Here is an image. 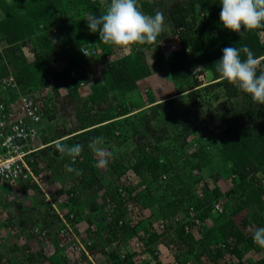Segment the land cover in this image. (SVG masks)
<instances>
[{"label": "trees", "instance_id": "obj_1", "mask_svg": "<svg viewBox=\"0 0 264 264\" xmlns=\"http://www.w3.org/2000/svg\"><path fill=\"white\" fill-rule=\"evenodd\" d=\"M139 4L146 14L159 10L165 17V30L154 44L165 38L167 30L178 35L181 48L168 57V67L180 89L191 86L193 90L182 99L125 116L135 104L128 95L150 74L143 51L153 43L133 44L132 53L122 55L121 47L99 41V32H91L86 19L105 13L100 0H0V79L12 73L17 80L16 89L0 86V101L7 103L28 93L43 109L45 119L59 120L62 128L52 134L49 127L40 128L39 138L44 143L94 126L62 142L84 146L87 160H78L77 169L92 170L93 195L101 196L107 188L103 203L108 197L116 202L114 208L103 207L104 214L112 213L107 221V216L97 213L102 201L98 204L87 197L91 192L77 193L74 184L52 187L51 176L61 167L55 158L61 154L55 152L48 158L53 170L44 184L58 196L73 191L66 217L77 234L88 233L94 240L91 253L95 262L85 254L76 258L58 242L66 226L58 221L50 202L42 199L34 203L29 195L17 202L18 198L1 192L0 264H137L141 252L159 257L153 246L158 239L173 245L180 264H223L219 260L224 256L221 245L230 240L226 249L241 258L253 246L252 233L244 231L247 224L251 221L257 228L264 227V111L259 116L256 110L253 118L246 116L250 109L249 103H244V92L222 79L214 66L225 47L247 46L256 57H264V29L240 36L224 28L220 0H139ZM89 42L98 47L91 70L83 67L93 60L81 52V46ZM24 46L33 52L31 58L24 54ZM241 56L246 58L243 53ZM56 61L67 65L57 69ZM78 67H82L81 73L71 75ZM208 72L213 78L204 84ZM222 92L229 99L223 110L221 105L212 106ZM234 96L242 97L241 106ZM142 134L145 140L139 139ZM97 136L113 149L102 169L95 167L96 156L88 148ZM190 136L191 144H198L191 151ZM132 140L136 142L127 152ZM41 153L34 152V160L29 162L42 179ZM214 154L220 158V166L215 164ZM23 173L24 169L15 179L14 190L5 180L4 190L22 191L23 195ZM80 177L84 182L83 172ZM33 187L43 194L37 185ZM119 188L123 193H118ZM128 200L135 202L132 214L123 208ZM82 220L86 226L80 231L77 224ZM153 220H161L162 227ZM44 228L48 239L40 245L29 243L31 237H45ZM194 232L201 235L200 255L194 249ZM22 237L21 243L16 242ZM136 241L141 247L122 258L124 244ZM249 264H264V258L249 259Z\"/></svg>", "mask_w": 264, "mask_h": 264}, {"label": "clouds", "instance_id": "obj_2", "mask_svg": "<svg viewBox=\"0 0 264 264\" xmlns=\"http://www.w3.org/2000/svg\"><path fill=\"white\" fill-rule=\"evenodd\" d=\"M100 4L106 7V11L104 14H101L99 16L92 15L86 19L88 22L89 30L93 33L99 32V41H102L105 44L121 47L122 55H128L132 53V48L134 47L133 44L143 45L146 43L147 44L153 43L151 46H149V50L150 51L154 50L153 52L155 54L157 53V55L155 56L156 64L153 67L150 65L151 66L150 74L146 77H152L151 81H153L154 78L162 81L160 85L164 87L166 81H169V79H166L164 75H160L164 71L159 70L158 68L165 67L166 69H168L167 75L169 76L170 70L168 67V57L172 54L173 52L172 50L176 51L177 49H180L181 45L179 44V41H178V35L177 34L170 35L168 30H167V33H166L167 35L165 36V38L158 45L154 44L157 38L165 30V17L163 13L157 10L154 15L146 14L141 9L139 0H110V2H108V0H100ZM220 4H221L220 21L222 22L223 27L228 29L229 31L238 33L240 36H242L245 31L264 29V0H220ZM174 41L178 42V44H176L178 47L171 49L167 55H163L166 49H169V47L171 46V42L173 43ZM130 45H132V48L130 49V51L125 52V50L122 47H127ZM138 48H139L138 46H135V49H138ZM188 51L191 52L192 49L189 47ZM222 51H223V56L214 63L215 71L220 75L222 79L227 80L228 83L236 86L240 91L246 94H249L254 103L259 104V105H264V57H259V58L256 57L253 51L247 46H243L240 48L225 47ZM159 52H161V54H159ZM242 53L244 54L246 58L242 59V56H241ZM85 55L87 54L85 53ZM91 60H93V58ZM157 61L161 62L159 66L157 64ZM162 63H164V66L161 67ZM92 64H94V60L92 61ZM198 68L199 67H197V69ZM162 78L164 79L162 80ZM143 79L138 81V84ZM211 80L212 79H210L209 82ZM209 82L202 80V83L204 84H208ZM89 83L91 82L89 81ZM173 83L175 84V82L173 81L171 83L172 86L175 87L173 90H176V91H174V93L170 95L161 97L160 99H157L156 96H154L152 100L151 93L148 91L149 89H147L148 100L146 101L145 96L143 99H141L142 101L141 104L143 103V101H146L147 104H144L140 108H136L137 106L136 104L138 101L137 100L134 104V107L130 110L129 113L125 114V116L132 115L134 112L147 110L149 109L150 106L155 105L160 102L182 99V97L186 96V94L189 91L193 90V87L191 86H186L184 89H178L176 85H173ZM135 90H137L138 93L140 92L138 86L137 88H135ZM130 94L128 95V97H130ZM123 117L124 115H122L121 117L119 116V118H123ZM109 121L110 120L105 121L101 124H97L95 126L105 124ZM48 123H49V128L51 129L50 134L62 128L60 126L61 122H59V120H56L55 122H53L52 120L48 121L47 119H45V116H44L43 121L39 125V130L40 128H43L44 126L48 127ZM92 127L83 128L79 130L78 132L69 133L62 137L52 139L46 143L42 142L41 139L38 138L34 142L33 145L40 146V148L36 149L34 152L42 151V153L39 154L40 155L39 163H41L40 165L44 167V172H43L44 175L42 176L43 178L41 179V177H39L35 173V171H33V168L30 165L29 160L31 161L34 160L32 156L34 152L29 153L25 156V159L32 170V174H29L27 169L24 168L23 178L25 181H24V186H22V189H25L23 190L24 194L22 195V191H20V195H15V192L12 193V191L16 188L14 186H13L12 191H5L4 190L5 180L0 182V193L4 192L7 194V196L10 195V196H14L18 198L17 202H20L21 198H27V196L29 195L31 197L30 199L32 200V202L37 203L38 201L35 199H38V198H34V197L42 196L45 201H48L52 204V208L56 213V217L58 216L59 218L58 221L62 220L65 226H66V223L70 224L68 222L69 220L67 219L66 214L69 213L70 211L69 204L71 203V198L74 197V193L73 191L63 192L61 195L65 193L67 194L72 193V195L69 197L67 201L60 203L58 201V195H56V192L54 191V193H51L50 190L47 189V187L44 184V179L47 178L48 175L51 174L53 170V168L48 166V162H49L48 158L50 156H54L58 152L61 154V156L67 155V157L65 158H61V156L58 155L60 159L59 157H57V155L55 156V158L58 161L57 167L59 166L61 167L59 170H56L55 172L58 177L55 175V173L54 175L51 176L50 182H51L52 187L55 186L57 188H60L61 186L65 184L67 185L74 184V186L76 187L77 193H80L79 191L83 192L84 194L85 193L88 194L91 192V194L87 195V197L94 199V195L92 192H93V188L95 187L94 185L89 183L90 179H92L90 178L92 170L90 171L87 167H84V169H82L83 171L80 169H77L79 165L78 160L80 162H85L87 160L86 158L87 155L85 151H83L84 146L79 143L73 144L70 146L62 142V140L68 137L75 136L76 133H81ZM143 139L144 138H142V140ZM191 139H192V136H190V138L188 137L190 151L195 150L198 147V144L196 142H192L191 144L190 142ZM88 148L97 157L95 167L101 168V169L106 167L107 164L109 163L110 157L112 156L113 149L107 144H103V137L102 136L93 137L88 144ZM1 153H2V148L0 147V154ZM46 156H47V159H46ZM82 165L83 164H81V166ZM73 171H74V174L73 173L71 174V172ZM82 172L86 176L84 182L83 180H81L82 178L80 177V174H82ZM25 174L27 175L25 176ZM33 184L37 185L38 188L41 189L43 194L37 191V189L33 187ZM107 192H108L107 188L106 189L104 188L102 193H100L101 196L98 195V200H97L98 204H100L101 201L103 203L102 194L106 195ZM28 203L30 202L28 201ZM103 207H108L107 199H106V202L104 201L103 206L102 207L100 206L98 214L100 215L106 214V213L104 214L103 212ZM72 215H73V212L70 213V216ZM157 221L159 222L160 220H153L152 222H157ZM97 222L99 223V218ZM77 226H78V229L82 231L85 228L86 223L84 220H82L81 222L77 224ZM244 231L246 233L248 232L252 233L251 240H252L253 246L244 253L243 257L241 258L237 257V261L234 262L233 264L240 263L242 261L244 264H249V259H251L250 258L251 254H253L255 250H256V253L259 250L260 253L262 254V257H264V227L257 228L256 224L253 223L251 225V228L248 229V227L246 226ZM43 232H46L47 234V229L44 228ZM81 234L82 233L78 235L81 236ZM191 234L193 235V239L196 242L194 243L195 244L194 249L200 255L199 252H201V248H200L201 244L198 243V240L201 238V235L200 233H191ZM86 235L88 237H91L89 236L88 233H86ZM39 239L40 241H42L45 238L40 237ZM229 243H230V240L224 243V245L226 244L229 245ZM155 245H156V251L154 252V254H158L159 257L156 258L154 257V255L150 253V251H147V253H149L151 257L150 260H146L144 263H137V264H155L158 259L162 260V264H169L172 260H173L172 264H180L178 263V261L175 260V250L173 246L171 247L170 244L161 242L160 239L154 241L153 246ZM166 245H168L167 248H166ZM224 245H221L219 247L223 250V253H224V256L223 255L220 256L219 260L222 259L223 264H228L227 254L229 253L230 257L233 255L232 253L228 252V250L226 249ZM65 246H66L65 248H67V244ZM51 248L52 246H50V250ZM90 248L93 249V246H90ZM37 250L39 249H35L36 252ZM166 252H168L169 254H166ZM168 255H171L172 260L169 262H165L164 256H168ZM203 257L204 255L201 256V259H203ZM212 264H213V261H212Z\"/></svg>", "mask_w": 264, "mask_h": 264}, {"label": "built area", "instance_id": "obj_3", "mask_svg": "<svg viewBox=\"0 0 264 264\" xmlns=\"http://www.w3.org/2000/svg\"><path fill=\"white\" fill-rule=\"evenodd\" d=\"M122 48L125 52H129L132 45ZM81 49L87 55L81 50L82 54L89 60L95 57L98 51V47L90 42L83 44ZM23 51L27 58H31L34 55L28 46H24ZM62 63L64 64V67L67 65L66 62ZM83 68L91 70L93 68L92 62L89 61L88 63H85ZM81 71L82 67H78L71 71V75H78ZM82 84L85 85L84 82ZM0 86L3 89L8 87L16 89L17 80L12 73L5 75L0 79ZM44 115V111L39 106V103L35 102L34 98L28 93L18 95L16 98L10 99L7 103L0 101V147L2 148V153L0 154V182L8 179L13 186L16 185L17 183L15 182V179L19 177L24 168L27 169L29 174H32V170L28 165L25 156L40 148V146H34L33 144L40 136L39 125L43 121ZM26 175L27 174H25V176ZM12 193H14V191H12ZM118 193H123V189L119 188ZM15 195H20V191H15ZM71 195L72 193L60 195L58 196V201L60 203L65 202ZM107 206V209L116 207V202L113 198H107ZM125 207L127 208V212L132 214L135 202L128 200L124 203L123 208ZM216 207L220 206L217 205ZM0 213H2L1 208ZM105 216H107V221L112 219L111 212H107ZM131 217V215L125 216L126 219H131ZM252 224V222L247 224L248 229L251 228ZM159 225L162 227L161 220L159 221ZM104 232H107V230ZM105 234L108 235V233ZM43 236H45L44 238H47L46 232H43ZM58 240L62 244H67V248L76 258L80 259L82 254H85L91 261H94L91 253L92 249L89 248V246L94 243L93 239L85 234H81V236L78 235L70 224L66 223V228H64L58 235ZM52 242L53 241H50V243ZM170 246L172 247L173 245L170 244ZM140 247L141 245L138 241L135 243L131 242L130 244H124V250H120L121 257L124 258L126 252L131 253L133 250H138ZM167 247L168 245H166V248ZM150 258L151 257L147 252H141L136 257L137 263H144L146 260H150ZM236 261L237 257H230L229 253L227 254L228 264H233Z\"/></svg>", "mask_w": 264, "mask_h": 264}, {"label": "rangeland", "instance_id": "obj_4", "mask_svg": "<svg viewBox=\"0 0 264 264\" xmlns=\"http://www.w3.org/2000/svg\"><path fill=\"white\" fill-rule=\"evenodd\" d=\"M170 4V3H169ZM172 5H173V3H172ZM262 35V39H264V33L263 34H261ZM1 44V43H0ZM176 44H178V42L177 41H174L173 43L171 42V46L169 47V49H166V51H165V53H163V55H167L168 53H169V51L171 50V49H174V48H176V47H178ZM177 50H179V49H177ZM154 51V50H153ZM152 50L150 51V50H148V51H143L144 52V55H145V61H147V63H148V65H151L152 67L156 64L155 63V56L157 55V53L155 54L154 52H153ZM156 51V50H155ZM172 51H174V50H172ZM159 54H161V52H159ZM160 61H157V64H158V66L160 65ZM54 64H55V67L57 68V69H62V68H64V64L62 63V61H56V62H54ZM162 66H164V63H162V65H161V67ZM159 70H163L164 72H162V74H160V75H164L165 76V78L166 79H169V81H166V83H165V86L163 87V86H161L160 84H161V82L162 81H160V80H158V79H155L154 78V80L153 81H151V78L152 77H146L145 79H143L141 82H139V84H138V88H139V94H140V96L142 97V98H144V96H145V98H146V101L148 100V98H147V95H148V91H147V89H149V90H151V96L152 97H154V96H156V98L157 99H160L161 97H165V96H167V95H170V94H172V93H174V91H176V90H173L175 87H173L172 86V82H173V80H174V78L171 76V73H170V71H169V76L167 75L168 74V69H166L165 67H162V68H158ZM59 71H62V70H59ZM56 73V72H55ZM207 76H208V79H206V81H209L210 79H212L213 77H212V74H210L209 72L207 73ZM164 78H162V80H163ZM164 83V82H163ZM173 85H176V87L178 88V89H180L181 87H179V85H178V83H173ZM222 94V96H221V98H220V100L219 101H214L213 103H212V106H216V105H221L220 107H221V109L223 110V109H225L226 107V105L228 104V101H229V99L227 98V95L226 94H224L223 92L221 93ZM131 97L130 98H133V102H136L137 100H138V97H137V95H138V92H137V90H135V91H133L131 94ZM243 95H245L246 96V98H247V100H245L244 101V103L247 105V103H249L248 105V109H250V111H249V113H248V115H246V116H248V117H250V118H253V117H256V110H258V114H259V116H260V114H262V110L264 111V105H259V104H256V103H254L253 101H252V98H251V96L249 95V94H246V93H243ZM234 100L236 101L235 103H237L238 102V104L241 106V100H242V97L241 96H234ZM146 101H143V103L141 104V99H139L138 101H137V106H136V108H140L141 106H143L144 104H147V102ZM227 101V102H226ZM48 127H49V123H48ZM141 136V137H140ZM139 136V139L140 138H144L143 140H145L146 139V135H144V134H142V135H140ZM134 142H136L135 140H132V143L131 142H129V145L128 146H126V149L125 150H128L127 152H130V150H131V148H132V146H133V144H134ZM122 148L124 147V146H121ZM120 147H118L117 148V150L119 149ZM214 156H217L216 154H214ZM97 158V157H96ZM214 160H216L215 161V164H217V166H220V163H221V160H220V158L217 156V157H214ZM92 182H95L93 179H90V184H92ZM93 185V184H92ZM95 186V185H94ZM34 198H38V199H35V200H37L38 202H40L42 199H43V197L42 196H37V197H34ZM37 202V203H38ZM23 219H21V221H22ZM26 235H28L29 236V234L28 233H26ZM41 237V236H40ZM40 237H36V238H34V237H31L30 238V242L29 243H33V244H39L40 245ZM25 239V238H24ZM23 239V237L22 238H20V239H17V241L16 242H18V243H21V241L22 240H24ZM166 254H169L168 252H166ZM165 258H164V261L165 262H169V261H171L172 260V257H171V255H168V256H164ZM251 260H253V261H255V260H260L261 258H264V257H262V254L260 253V251L258 250V252L256 253V250H255V252L253 253V254H251ZM173 261V260H172ZM172 261L169 263V264H172Z\"/></svg>", "mask_w": 264, "mask_h": 264}, {"label": "crops", "instance_id": "obj_5", "mask_svg": "<svg viewBox=\"0 0 264 264\" xmlns=\"http://www.w3.org/2000/svg\"><path fill=\"white\" fill-rule=\"evenodd\" d=\"M137 92H138V91H137ZM46 96H47V97H50L48 94H47ZM137 97H138V100H139V99H143V98L140 96L139 93H138ZM132 99H133V98H132ZM49 123H50V122H49ZM90 178H91V177H90ZM89 197H90V196H89ZM90 199L93 200V198H89V200H90ZM94 199H95L94 201L98 203V201H97V200H98V193L94 195ZM98 212H99V209H98L97 213H98Z\"/></svg>", "mask_w": 264, "mask_h": 264}]
</instances>
